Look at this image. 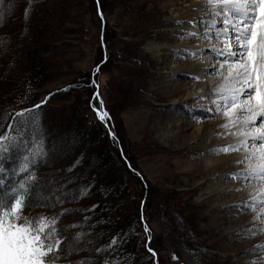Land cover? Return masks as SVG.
Wrapping results in <instances>:
<instances>
[{"label": "rangeland", "instance_id": "obj_1", "mask_svg": "<svg viewBox=\"0 0 264 264\" xmlns=\"http://www.w3.org/2000/svg\"><path fill=\"white\" fill-rule=\"evenodd\" d=\"M43 1L38 0L37 4L44 3ZM86 1L90 2V0ZM101 1L109 5L103 14V22H106L108 29L113 31V34H116V39L119 40L112 57L121 61L134 57L141 60L143 57V62H145V64H141L140 68L133 64L130 65L135 68L128 74L118 72L111 65L110 68H107L109 71L106 70L109 75L118 77L119 80L123 81L124 86H120V89L122 93L130 94V100L125 98L126 95H121L122 93L115 95L113 92L114 96L111 95L108 86L106 87L105 84L106 77L102 76L99 95L95 96V102L100 104L102 101L103 107L105 102L106 105L111 103L113 110L120 117L121 129L115 125L116 131L118 135L126 138L127 144L125 141H122V144L120 142L121 145L118 142L113 143L119 156L122 157L124 165L127 163L124 159L126 154L130 160L135 161L134 164L138 169L136 172L141 174L142 184L145 188L141 186V194L143 191V196H146L148 191L149 195L153 194L151 199L154 201L157 199L159 202L165 198L164 203L169 205L170 210L171 208L172 211L174 210L175 220L173 221L172 216L167 214L166 223L168 226L164 228L166 233L164 236L166 237L159 240L161 243L157 248L159 264L173 263L169 254L173 256L177 254L166 249V244L175 245L179 242L178 237L184 232L180 229L181 226L187 227L188 230L194 231L199 236L201 246L208 250V254H205L209 256L210 262L208 264H244L245 261L256 259V255L247 253L256 245L264 244V232H260L255 237L242 238L247 236L248 230L253 227L252 217L255 213L251 210L239 212L235 207H228L247 202L250 199L253 185L243 179H232L234 173L237 175L242 173L243 166L235 163L238 154L218 151L220 147L234 143V138L223 134L227 131L222 127L225 119L215 113L216 105L213 103L217 99L215 89L222 83V80L217 75L206 74L209 65L216 63L213 56L209 54V50L213 46L222 47V41L215 39L211 41L206 39H177L174 36V34L181 35L193 30L189 21L201 18L204 0ZM7 2L11 3V0ZM28 2L29 0H19L16 4L12 3L13 7L9 13L8 21L17 14L21 15L18 12V7L23 9L26 4H29ZM76 10L70 9L68 11L71 19L69 32L71 34L72 31L77 32L83 18H87L86 26L83 27L86 29L88 43L76 46L71 51V55L64 57L67 59L66 65L62 66L61 69L60 65L57 66L53 72L47 73L48 79H44L43 82L34 87L32 93L36 104L49 94H51L50 98L58 96L55 94L62 91L63 87L67 88V85L72 84V82L84 84L85 79L81 77L82 73L88 74L95 65L103 63V60L99 62L101 57L96 54L98 31L88 24L90 13L81 12V16H79ZM139 13L142 16L144 14L148 16L145 30L139 31L143 34L131 37L129 35L133 34L132 24H135L134 14L138 16ZM33 16L36 17V13ZM98 16L100 17V11H98ZM19 17L11 24H17ZM176 21L181 23H176ZM103 25L104 23L100 27L99 40L101 43L104 34ZM141 25H144V21ZM66 29L68 32V28ZM7 30L9 29H0V34L7 35L10 33ZM199 30L204 31L203 27H200ZM81 31H83L82 27ZM67 35L66 40L73 37V35ZM134 40L139 41L138 48L125 45ZM56 41H50V47L55 46ZM48 43L49 41H47ZM63 44L66 45L67 43ZM151 45L154 46L152 52L150 51ZM177 49L201 51V55L198 58L188 56L184 59H178L177 57L185 56V53L176 51ZM108 53L111 54L109 51ZM80 54L82 56L78 58ZM145 58L147 61H144ZM7 62L8 60L4 58L0 61V107L13 104L14 98L8 97L12 90L11 86L16 85L18 87L19 82H21L18 79L11 84L7 78H4L5 76L2 75L4 72L3 65ZM193 65L201 66L200 70H197V72H201L195 75L200 78L198 81L185 78L184 75H191L190 70H193ZM134 71L135 73L140 71L143 79L139 81L134 77ZM10 73L14 72H8L6 75ZM15 73L18 72L15 71ZM54 73L57 74L53 76ZM93 80L95 81L94 77ZM93 80H91V85ZM136 81L139 82V87L134 83ZM140 90L143 93L138 95ZM80 91V94L79 92L76 93L75 100L71 102L61 101V104L65 105L62 106L63 111H59L57 120L51 116H46L49 111L43 110L42 124L47 134L45 145L50 147L53 141L57 142L55 163L45 165L46 171L39 173L41 176L43 175V181L50 178L47 176L48 173H56L55 179L78 173L80 174L79 179L82 181L87 182L92 178L94 179L95 175L101 178L104 176L105 180L112 177L113 172L119 167L116 163L119 158L115 159L107 154L104 146H102L103 148H96L98 153L92 149L93 147H85V162L74 168L72 173L63 171L69 168L70 164L72 165L79 157L76 151L70 149L72 147L70 141L74 137L76 143L79 144L80 136L73 131V127L67 130L65 127L69 122L74 125V119L80 115L78 112L79 105L82 106L81 109L87 108V99L82 96L89 92L86 89ZM198 96H202L204 99H195ZM133 100L137 102L136 106L133 105ZM53 101L57 102L56 100ZM139 101L142 102L141 105H139ZM69 102L70 104L73 103V116L68 114L70 108H68L67 114L63 113L69 106ZM88 105L92 108L90 99ZM13 107V110L19 108ZM199 109L202 112L200 116H211V118L199 121L197 118H193L192 112ZM208 109H212V113H208ZM65 115L67 116L64 117ZM90 116H93V112L90 113ZM81 120L82 122L85 120L82 113ZM76 123L79 124L80 122L76 120ZM103 126L106 128L105 125ZM90 139L93 142L96 137L92 136ZM141 144L144 149L140 151L133 149ZM120 149L124 150L123 156ZM49 155H52L51 151H49ZM93 159L94 161H92ZM101 164L108 166L105 171L101 172L97 169ZM126 174L130 177L132 175L130 172ZM136 182L139 183L137 179ZM105 183H107L106 180ZM162 207L156 205L157 210L162 209ZM152 225L154 226L151 228L152 232L156 236H163L159 225L156 223H152ZM257 254L264 257V252L258 251Z\"/></svg>", "mask_w": 264, "mask_h": 264}, {"label": "snow or ice", "instance_id": "obj_2", "mask_svg": "<svg viewBox=\"0 0 264 264\" xmlns=\"http://www.w3.org/2000/svg\"><path fill=\"white\" fill-rule=\"evenodd\" d=\"M37 2L29 0V7L24 12L25 28L21 36L27 34V23ZM99 3L100 0H97ZM12 7L6 0H0V26L4 24ZM201 13L200 19L189 21L193 30L174 36L177 39L222 41V47L213 46L209 50L216 63L209 65L206 74L217 75L222 80L215 89V113L225 119L222 127L227 131L223 134L234 138V143L222 146L218 151L238 154L235 163L243 166L242 173H234L232 179H243L253 185L247 202L228 206L237 208L239 212L251 210L255 213L252 217L253 227L248 230L247 236L242 237L246 239L264 232V0H204ZM100 18L104 20L102 12ZM200 27L204 31H200ZM10 44V37H0V49L5 54ZM176 51L185 53V56L178 59L188 56L198 58L201 55V51ZM96 72H99V68ZM184 75L193 81L200 79L195 75ZM92 86L98 88L94 80ZM50 96L15 113L7 124V134H0V264H58L60 259L81 252L87 253V256L75 261V264H132L135 257L123 255L121 250L133 237H139V246L151 254L153 264H159L157 253L151 246L152 233L144 217L145 201L140 204L143 236H139L135 228L130 227L127 233L113 236L110 242L100 244L99 237L103 233H97L96 229L106 221L97 220L94 224L91 223L94 217L88 215H84L80 222L58 227L64 215L94 211L99 205H92L91 209L62 207L69 196L66 189L80 178L78 173L60 179L54 178L56 173H48L50 178L43 182L36 174V169L55 163L57 142L53 141L50 147L45 145L47 134L42 124L43 107ZM27 99L26 95L21 102ZM195 99L202 100L204 97L198 96ZM92 107L98 122L106 126L107 134L114 143L117 142V136L109 125L110 114L104 109L103 102L100 101L99 106L93 104ZM207 112L212 113V109ZM206 118L211 116L197 117L198 121ZM18 121L24 122L23 131H19ZM70 144L75 146L74 137ZM49 151L52 152L51 156ZM120 151L123 156V150ZM14 157H17V163L6 168L5 164H11ZM85 160L86 155L82 153L63 171L72 173ZM126 166L142 179L130 163H126ZM92 187V184L82 186L79 196L73 199L87 197ZM34 199L40 206H60L62 210L50 217L23 216L24 208L33 206ZM73 229L76 231L63 235ZM202 251L208 254L207 249ZM258 251L264 252V244L249 250L247 254L256 255V259L245 261L244 264H264V257L258 255ZM172 259L176 260L177 257L172 256Z\"/></svg>", "mask_w": 264, "mask_h": 264}, {"label": "trees", "instance_id": "obj_3", "mask_svg": "<svg viewBox=\"0 0 264 264\" xmlns=\"http://www.w3.org/2000/svg\"><path fill=\"white\" fill-rule=\"evenodd\" d=\"M8 0H6L7 2ZM19 0H11V4H16V2ZM22 1V0H21ZM43 1V0H41ZM47 0L43 1L44 3H36L34 6V9L31 12V18L27 23L28 31L26 35L21 36L22 31L25 28V19H24V12L25 9L28 8L29 4H26L24 8L18 7V12L21 15H15V17H12L11 20L8 21V16L5 19V22L2 26H0V29L8 28L10 33L0 34V37H10L11 38V44L7 48L6 54L2 49H0V61L2 58L7 59L8 62L3 65L4 72L2 75H4V78H7L11 84L15 80L21 81L19 82V86L12 85V90L10 94L8 95L9 98L12 97L13 104L0 107V134H7V124L11 122V117L15 115V113L20 112L22 109L30 108L33 105L36 104V100L34 101V95L32 93V90L36 85H38L40 82H43L44 79H48L47 73L53 72L54 69L60 65V69L62 66L66 65L67 59L64 58L68 55H71V51L76 48V46H82L84 43H88L87 41V34L86 29L83 26H86V19L83 18L81 23L79 24L77 28L78 36L76 31H72V34L69 32V24L71 23V19L69 17V10L70 9H77L78 15L81 16V12H87L90 13V18L88 24L92 28H96L98 31V35L96 37L97 40V50L96 54L100 55V61L103 60V63L100 65H95L94 68L87 74L82 73V76L85 79V83L82 84L72 82V84L67 85L68 87H63L62 91H59L57 94L58 96L63 95L62 97L55 96L53 98H50L47 102V104L43 107L44 111H49L46 116H51L54 120H57L59 117V111H63V107L65 104H61V101L67 102L75 100L76 93L79 92L82 89H86L89 93L85 94L82 97H85L87 99V108L81 109V105L78 106V112H80V115L74 119V125H71L70 122L65 127V130H67L70 127H73V131H75L79 136L78 142L75 144V146H72L70 149L76 151V154L80 156L82 153L84 154V148L85 147H93L92 149H95V152L98 153L96 148H103L105 147V152L107 151V154L111 155L113 158L118 159L116 160L118 169L113 172L114 174L112 177L105 179L107 183H105L104 176L98 177L97 175L94 176V179H90L89 181H82L80 179L76 180V182L73 185H69L67 188V191L69 192V196L67 197V202L62 206L63 208H87L91 209L92 205H99L94 211H87L82 213H73L64 215L58 222V227H65L73 222H80L83 220L84 215L92 216L94 219L91 221V223H97V220L100 221H106L104 224H100L98 228L96 229L97 233H103L101 237H99V243L105 244L110 242V239L113 236H117L118 234H124L127 233L130 229V227H134L135 231L139 234V236L144 235L143 227L140 222V204L141 199L143 197V191L141 194V186L144 188L142 184V179L136 177L126 165H124V161L122 160V157L119 156L118 150L115 149L114 143L109 135H107V129L103 126V124L99 123L97 118H95L94 114L91 117V107H89L88 102L89 99L91 101V105L95 104L99 106L98 102H95V96L94 92L96 90L95 87L91 85V80H93V77L95 79V83H101L100 80L102 76L106 77L105 84L106 87L108 86L111 95L114 96L113 92L115 93H122V90L120 89V86H124V83L122 80H119L118 77H113L109 75L108 69L110 68V65L116 69L118 72L123 73H130L133 71L135 67H131L130 65H135L137 68L141 67V64H145L143 62V57L141 60L138 57H134L132 59H126L124 61L116 60L112 57V54L114 51H116V45L119 41L118 38L116 39V34H113V31L109 30L106 22H103L101 18L98 16V11L100 13L102 12L104 14L105 9H107V6L100 0L99 5L97 4V0H90V2L86 0ZM8 3V2H7ZM29 3V2H28ZM120 5V3L118 2ZM124 7V4H122ZM99 9V10H98ZM81 10V11H80ZM139 12V11H137ZM34 13H36V17H34ZM20 16V17H19ZM135 24H132V35L136 37L137 35L143 34L140 33V30H145V23L148 16L144 14H138L135 15ZM142 16V17H141ZM11 17V16H10ZM19 17L18 23L15 25H12V21H16V18ZM150 20V18H149ZM98 23H97V22ZM144 21V25H141V23ZM104 23L103 29L104 34L102 38V43L100 39V27L101 24ZM81 27L83 28V31H81ZM68 28V32L66 31ZM5 31V32H7ZM145 33V31H144ZM149 33V32H148ZM67 34L73 35L72 38L66 40ZM76 35V36H75ZM57 40V41H56ZM47 41L49 43L47 44ZM50 41H56L55 46L50 47ZM63 43H67L64 45ZM139 41H132L131 43H126L132 47V48H138ZM111 52L110 53H108ZM76 56V55H75ZM78 56V55H77ZM82 54L78 56L81 57ZM62 59V60H61ZM114 59V60H113ZM125 59V58H124ZM144 61H147V58L144 59ZM98 62V63H99ZM127 64V66H126ZM11 66V67H10ZM107 66V67H106ZM111 67V68H112ZM99 68V72H96V69ZM59 69V70H60ZM108 70V71H106ZM13 71L14 73H10L6 75V73ZM17 71L18 73H15ZM135 73V71H134ZM54 73L53 76H55ZM9 78H8V77ZM139 81L143 79L141 72L137 71L134 75ZM21 78V79H20ZM75 83V84H74ZM137 87L139 82H134ZM104 85V83H103ZM136 87V86H135ZM66 89V91H65ZM79 90V91H77ZM142 90L138 92L139 94H142ZM109 94V93H108ZM122 93L121 95H123ZM28 97V99L24 102H21L22 98L24 96ZM47 95V94H46ZM126 95V94H124ZM128 95V96H127ZM126 97L128 100H130L129 96L130 94L127 93ZM53 96V95H52ZM61 98H63L61 100ZM124 99V98H123ZM56 100L57 102L53 101ZM111 100H113L111 98ZM110 100V101H111ZM133 105H137V102L133 100ZM69 102V106L65 109V114L68 112V108H70L69 116L74 115V109L71 103ZM56 103L57 105H55ZM141 101H139V105H141ZM110 105V106H109ZM13 106L19 107L17 110H13ZM109 106V107H107ZM110 104L104 105V109L108 111L110 114L111 120L109 121V125L111 126V130L115 132L117 136V142L122 144V141L127 144L126 138L122 137V135H118V132L116 131V126L118 125L121 129V119L117 115V113L113 110ZM51 110V111H50ZM81 113L84 116L85 120L82 122L81 120ZM43 114V113H42ZM65 115L64 117H66ZM58 117V118H57ZM80 119V120H79ZM76 120L80 123H76ZM43 121V117H42ZM70 121V120H69ZM18 129L19 131H23L24 128V122L18 121ZM86 130H89L86 132ZM122 131V130H121ZM123 133V132H122ZM96 137L95 141L91 142L90 137L92 136ZM47 139V138H46ZM46 142V140H45ZM120 144V145H121ZM78 146V147H77ZM122 147V146H121ZM130 148V147H129ZM124 149V147H123ZM133 149H138L139 151L141 149H144L143 145H137V147ZM127 150V149H126ZM124 151V150H123ZM145 151V150H144ZM105 154V155H107ZM76 155V156H77ZM94 156V155H93ZM95 157V156H94ZM92 159V158H91ZM125 161L127 163H130L132 167L137 171V167L134 160H130L128 157V154L124 156ZM94 161V159L92 160ZM97 161L95 160V163ZM17 163V157H14L11 164H5L6 168H10L12 165ZM121 163V164H120ZM111 164V162H110ZM48 166V165H47ZM71 166V164H70ZM85 167V165H83ZM108 166L106 164H101L97 169L99 171H105ZM48 170H50L48 168ZM45 165L36 169V174L40 178V180L43 182V175L41 176L40 172H45ZM127 172H130L132 175L131 177L126 174ZM40 173V174H39ZM119 173V176H118ZM69 175V174H68ZM74 175V173L72 174ZM67 176V175H66ZM71 176V175H69ZM136 179L139 181V183L136 182ZM92 184L94 187L90 189V192L87 197L82 199H73V197H78L80 188L84 185ZM148 186L146 187V189ZM145 189V188H144ZM151 189V188H150ZM149 189V191H150ZM70 192H73L70 194ZM153 194L149 195L147 191V197L151 199ZM155 205H160L162 209H154L151 207V211L148 209L145 210L146 212V221L148 223V227L151 230L152 233V244L151 246L153 249L157 252L158 246L161 244L159 240L162 239V237H166L164 228H167L168 224L167 222V214H170L172 216L171 219L173 221L175 220V214L174 210L172 211V208L170 210V207L168 204L164 203L165 198L162 202L154 201ZM162 204V205H161ZM62 210L60 206H57L56 208L52 207H45L40 206V204L34 199L33 200V206L25 207L23 210V216L25 217H39V216H52L57 213H59ZM152 223H156L159 225L160 232H162L163 236H156L151 228H154ZM179 229V228H178ZM180 229L184 232L183 234L179 235L178 243L175 245H172L170 243L166 244V249H170L173 251V253L177 254L175 257H177L176 260L172 259V254L170 255V259L173 262L172 264H208L209 256L205 255V253L202 251L203 249H207L200 244L199 236L192 230H188L187 227H180ZM179 229V230H180ZM180 230V231H181ZM188 230V231H186ZM76 231L75 229L71 230L69 233H64L63 235H70L71 232ZM164 231V233H163ZM139 237H133L131 241L121 250L123 255H132L135 257V260L132 262V264H153L151 254L147 252V250L143 247L139 246ZM160 243V244H159ZM165 249V250H166ZM196 249V250H194ZM178 250V251H177ZM63 256V253L61 254ZM87 256V253H79V254H73L71 256L62 258L58 261V264H74L75 261L78 259L84 258ZM157 258L158 254H157ZM208 258V259H207ZM187 260V262H186ZM192 260V261H191ZM189 262V263H188Z\"/></svg>", "mask_w": 264, "mask_h": 264}, {"label": "built area", "instance_id": "obj_4", "mask_svg": "<svg viewBox=\"0 0 264 264\" xmlns=\"http://www.w3.org/2000/svg\"><path fill=\"white\" fill-rule=\"evenodd\" d=\"M142 201H145V204H144V209H148L149 211H151V207H153V210L156 209V205L154 204V202L152 200H150L147 195L146 196H143L142 199H141V202ZM140 209V208H139ZM144 217L146 219V212L144 211ZM142 224V223H141ZM142 227H143V224H142Z\"/></svg>", "mask_w": 264, "mask_h": 264}, {"label": "bare ground", "instance_id": "obj_5", "mask_svg": "<svg viewBox=\"0 0 264 264\" xmlns=\"http://www.w3.org/2000/svg\"><path fill=\"white\" fill-rule=\"evenodd\" d=\"M153 50H154V46L151 45V47H150V51L152 52ZM200 68H201V66L193 65V67H192L193 70H190L191 75H198V73L201 72V71H198V72H197V70H200ZM197 130H199V129H197ZM199 131H200V130H199ZM211 150H212V149H211Z\"/></svg>", "mask_w": 264, "mask_h": 264}]
</instances>
